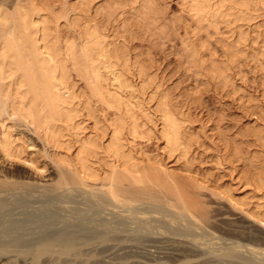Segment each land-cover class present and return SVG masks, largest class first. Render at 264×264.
Returning a JSON list of instances; mask_svg holds the SVG:
<instances>
[{
	"label": "rangeland",
	"instance_id": "obj_1",
	"mask_svg": "<svg viewBox=\"0 0 264 264\" xmlns=\"http://www.w3.org/2000/svg\"><path fill=\"white\" fill-rule=\"evenodd\" d=\"M13 1L7 0V3ZM75 1L34 0L36 6H46L52 15L67 16L64 18L68 20L61 17L56 21L47 15L63 41L77 40L83 31L94 28L103 35L105 47L119 54L118 59L112 60L118 70L128 60L129 69H122L129 86L116 91L127 106L131 105L128 109L140 115L141 135L133 138L125 134L127 148L144 160H162L167 171L186 182L196 218L172 209H167L164 217L153 208L139 205L142 207L139 210L135 205L134 212L138 209V214L133 212V217L157 220L152 225L161 226L160 235L129 231L121 243L116 235H110L112 238L107 235L105 241H99L104 225L101 220L113 216L107 215L108 211L103 213L79 203L84 197L79 183L72 184L71 188L76 190L73 198L62 196L51 202L42 197L38 200L25 197V194L14 197V191L25 186L45 193L61 188L55 182L61 171L50 161L54 150L40 139L32 126L18 119L7 120L11 141L16 139L12 145L17 146L15 149L22 160H11L0 151V186L10 189L0 200L1 245L10 238L36 242L48 232L55 234L79 222L86 230L80 234L84 244L78 254L60 261L44 257L39 264H256L246 248L239 250L243 259L224 257L226 251L231 254L230 251L237 250L233 248L235 244L263 250L264 224L247 217L223 198V194L231 192L243 202L240 208L251 215L264 214V192L255 189L253 184L258 175L264 176V0H252L255 2L251 1L248 8L252 13L248 12L249 16L242 20L239 18L240 22L227 16L229 20L224 17L215 22V27L214 23L208 26L205 21L199 22L189 10V0H93L88 7ZM213 66L226 68L221 71L212 69ZM107 78L110 90L113 77ZM73 80L76 102L81 103L87 96L79 93H87L85 84L74 75ZM163 101L182 123L183 133L190 140L189 147L186 146L188 154H183L186 156L176 150L167 156L163 151L164 143L159 136V107ZM90 104L99 125L108 124L114 118V110H104L94 99ZM143 110L152 120L142 117ZM85 114L84 110L79 127L84 126L89 132L94 130L93 118ZM69 135L67 139L75 140L73 132ZM63 203L73 209L62 208ZM202 213L206 221L197 218ZM118 219L128 228L132 227L130 217ZM185 225L190 229H185ZM168 236L176 238L169 240ZM19 255L9 253L6 257L12 264H30L28 257Z\"/></svg>",
	"mask_w": 264,
	"mask_h": 264
},
{
	"label": "bare ground",
	"instance_id": "obj_2",
	"mask_svg": "<svg viewBox=\"0 0 264 264\" xmlns=\"http://www.w3.org/2000/svg\"><path fill=\"white\" fill-rule=\"evenodd\" d=\"M92 1L76 0L75 2L88 7ZM251 1L189 0L188 7L199 22L201 20L205 21L208 26L214 23L213 27H215L216 21H222L221 19L224 17H226L224 19H228L227 16L233 17L232 21L238 19L239 22V18L242 20L243 17L249 16L248 12L252 13L253 11H248ZM67 11L69 12L70 9ZM49 14L52 15L51 10L46 6L43 8L36 6L34 0H14L10 3H7V0H0V127L2 128L0 132V151L3 156L11 160L21 161L20 154H17L19 151L15 149L17 146H13L16 139L14 142L11 141L10 126L6 125L5 122L18 119L28 123V126H32L34 131L42 137L40 139H43V142L45 141L46 145L51 146L54 150L52 151L54 153H51L50 161L52 160L51 162L55 163L56 168H60L58 169L61 172L55 182L62 185L61 188L57 187L59 189L54 188V191L51 189L50 193H45L42 189H25L26 187L32 188L25 186L24 189H16L17 191H14L16 196L14 195V197L25 194V197L29 196L35 200L42 197L45 200H51V202L56 198L61 199L62 196L73 198V192L76 190L73 191L72 188L75 185L77 186L74 183H79V187L82 188L81 194L84 196L82 197L83 201L79 203L87 207L100 209L103 213L108 211L106 214L113 216V218L101 220L104 225H102L103 232L98 237L99 241H105L107 235L109 237L110 235H116L118 243H121L124 241L123 236L129 231H146L152 236L160 235L161 226L158 225L155 228L156 226L152 225V222L157 220L141 217L135 219L133 217L134 213L138 214V209L134 212L135 205L139 210L142 209L140 206L153 208L156 213L162 214L164 217L165 211L172 209L196 218V216H193L196 212H193L187 195L186 182H182L176 175H173L169 170L167 171L162 160H144L141 157L134 156L132 150L127 148L125 134L133 138L141 135L138 127V120L141 119L140 115L128 109V106L131 105L127 103L129 104L127 106L116 91L129 86L123 71V69H129L128 60H125L122 66L120 65V70H118L117 65L112 60L114 58L118 59L119 54H116L115 50L110 51L105 47L103 35H99L98 30L96 31L94 28L90 31H83L77 40L67 38L63 41L59 37L60 35H57L58 32L55 28H52L53 23L47 19ZM52 17H55L56 21L61 17L67 18L63 15L57 17L54 14ZM248 19L246 20L249 21ZM217 67L213 66L212 69H217ZM73 75L83 81L87 90V93L84 91L79 92L87 95L81 103L76 102L77 96L73 90L76 83L73 80ZM108 75L113 77V79L109 78L112 79V83L109 84L110 87L112 86L110 90L107 85V81L110 82L107 78ZM111 89L115 90L111 91ZM76 92L78 91L76 90ZM92 99L95 100L96 104L105 107L104 110L115 111L114 118L110 117L113 119L109 123L107 122L108 124L99 125L100 123L93 113L92 107H89ZM165 103L166 101H163L159 107L161 123L159 136L164 143L163 151L167 156L171 155L172 152L174 153L175 150L183 155L185 152L187 153V147H189L187 144L190 140L183 133L182 123L175 118L176 116L174 117L171 114L173 112L169 111ZM138 108L140 107L135 109ZM84 110L86 116L93 118L91 119L93 120L94 130H88L89 132H86L84 126L79 127L80 123L83 122L79 119ZM144 110L142 111V113L144 112L142 117L152 120L147 114L148 110L146 109L147 112ZM122 112L124 113L122 114ZM149 120L148 122L151 123L152 121ZM152 124L154 123L152 122ZM7 129H9L8 132ZM72 132L75 136L73 141L70 140V137L67 139ZM74 136L72 137L74 138ZM12 143L14 144L12 145ZM28 164H30V168L33 167L31 163ZM254 182V188L264 192V176L258 175ZM33 189H38V187ZM79 190L81 189L79 188ZM9 193L10 189L0 186V200ZM223 195V198L245 213L247 217L252 218L260 225L264 224V214L257 212L258 215L256 213L251 215L240 208L243 207V202L233 197L231 192ZM51 202L48 201L49 204ZM45 203L48 205L47 202ZM55 203L54 205L57 204ZM64 204L62 208L73 209L72 206ZM120 216L130 217L132 227L128 228L126 224L119 222L118 218ZM197 218L201 221L207 220L205 213L200 214ZM121 225H125L127 228H122ZM69 227L51 235L48 232L40 236V239L36 242L22 238H10L2 245L0 243V259H2L0 264H12L11 259L9 260L6 257L9 253L28 257L30 264H39L44 257H54L56 261L69 260L72 256L78 254L79 247L84 244V239L80 234L83 230H86L79 222L74 225L69 224ZM3 228L5 227L3 226ZM184 228L190 229L188 225H185ZM177 236H180V234ZM167 238L172 240L176 236H168ZM233 248L237 250L234 253L229 250L231 254L224 249L226 251L224 257L240 259L242 258L239 254L241 248H246V252L256 264H264V249L259 250L240 244H235Z\"/></svg>",
	"mask_w": 264,
	"mask_h": 264
}]
</instances>
